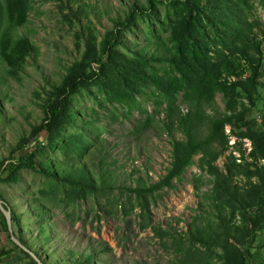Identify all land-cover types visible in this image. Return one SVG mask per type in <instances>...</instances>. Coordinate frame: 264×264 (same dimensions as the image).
Here are the masks:
<instances>
[{
	"label": "rangeland",
	"instance_id": "obj_1",
	"mask_svg": "<svg viewBox=\"0 0 264 264\" xmlns=\"http://www.w3.org/2000/svg\"><path fill=\"white\" fill-rule=\"evenodd\" d=\"M80 74L38 170L12 166ZM188 114L209 150L160 189ZM263 169L264 0H0V194L18 221L0 220L5 264L20 238L48 264H236L226 222L264 264V230L247 244L261 205L233 213L214 193L223 177L247 199Z\"/></svg>",
	"mask_w": 264,
	"mask_h": 264
},
{
	"label": "trees",
	"instance_id": "obj_2",
	"mask_svg": "<svg viewBox=\"0 0 264 264\" xmlns=\"http://www.w3.org/2000/svg\"><path fill=\"white\" fill-rule=\"evenodd\" d=\"M16 2L18 3V0H16ZM134 9L132 8V14ZM109 47V46H108ZM106 47V49L108 48ZM107 51H111L109 49H107ZM96 64H98L99 66L102 65V59L100 60H96L95 62ZM84 77L82 74H80L79 76H71L67 79V83L59 88L57 90V101L56 103L52 104L49 106L47 113H46V122L35 132V134L31 137L30 140L25 141L22 145H20L18 152L19 155L18 156H13L12 158V166L16 167L18 165H24L27 167H31L32 169L38 170V165L35 162V156L36 154L40 151V149L43 148V142L40 141L41 140V136L42 133H46L48 134L50 137H54L56 136L57 132L60 129V124H61V116L66 114L67 111L69 110V106H70V95H72L76 90H77V83L78 80H82ZM190 117L191 114H188L185 116L184 120L186 122L189 121V135L187 136V142L186 143H179L178 145V153L176 155L175 158V166L174 169L172 170V172L167 176V178L164 179V182H162L161 184L158 185V188L163 189L167 186L170 185L171 181L173 180V178L175 177H179L184 169L188 168L190 165H192L194 163L193 161V157L196 156L198 154V152H202L203 154H206L207 151L209 150V146L208 143L206 144V142H200L199 140L197 141L195 138V135L197 133L195 127L193 128V125L190 122ZM188 118V120H187ZM226 123H228L229 125H233L234 123L232 121H230V118H228V120H226ZM216 160V159H215ZM213 161H208V170L210 172V174L214 177L219 176L220 174L218 173V171L213 167ZM6 163L3 162L2 163V171L5 168ZM264 170V169H263ZM44 171L47 172L48 174H50V171L48 169H45L44 167ZM53 177H57V175H53L50 174ZM259 177H263L264 179V174H262V172L259 174ZM73 184H77V183H73ZM220 187H217V189H215L214 193L216 194L217 197L220 198V195L224 193H226L227 195H229L231 197V200L237 199L238 202L235 210L233 211V213H235L238 210H245L246 207H253V206H258L259 204L261 205V207H259L258 210V215L256 217V219H254L252 221V230L247 229V231L249 232V237H248V242H250V239L252 236H254L255 233L260 232L261 230H264V181H262V184L258 187H251L250 189V193H249V197L246 199L244 197H242L240 200V194L237 193V191L235 192H231L228 191V180L226 178L222 177V180L220 181ZM91 185H86V188L92 189V187H90ZM157 189V187H153L151 190H155ZM251 197V200H250ZM0 200H2L5 204V207L9 210L12 211V218H13V224L14 222H18L17 221V216L15 215L14 211L11 209V206L9 205L8 201L3 197L2 194H0ZM249 202H252V204H249ZM233 207V203H231V205ZM226 211V210H225ZM225 211L220 213V216L223 220L224 219V213ZM0 220H4L5 225L9 228V223H8V219L7 216L5 215V213L2 211L1 207H0ZM223 232L220 235V237H222L223 239L226 240L227 244L233 246V248H231V250L234 251L235 256H237L236 259H234V261L236 260V264H254V256L255 252L257 255L260 256V258L262 257V255H260V250L261 249H256L253 250L252 248H250L248 245L245 248L242 249H237L235 247V245L233 243H231V240H234V238L232 237L231 233L232 230L235 229L234 227H231L229 222H226L225 224H223ZM10 229V228H9ZM191 232H194L191 231ZM15 235V233H14ZM21 243L23 244V246L17 244L16 248L11 250V253H14V255L11 257L9 261V264H20L23 260L25 259H29V262L32 264H39L38 260L35 258V256H33V254H31V252H29L27 250V248H29L30 250H32L34 252L33 249H31V247L29 246V244L23 239L20 238ZM245 243V242H244ZM243 243V244H244ZM25 246V247H24ZM264 246V245H263ZM27 247V248H26ZM36 255L39 256V258L43 261V264H48L45 260L42 259L41 255L36 252Z\"/></svg>",
	"mask_w": 264,
	"mask_h": 264
},
{
	"label": "water",
	"instance_id": "obj_3",
	"mask_svg": "<svg viewBox=\"0 0 264 264\" xmlns=\"http://www.w3.org/2000/svg\"><path fill=\"white\" fill-rule=\"evenodd\" d=\"M0 207L2 209V211L5 213V215L7 216L8 219V223H9V228L10 230L13 232V218H12V211L7 209L5 207V204L2 200H0ZM16 239V238H15ZM17 242L19 243V245L23 246V244L21 243V241H18V239H16ZM25 247V246H24ZM27 248V247H26ZM27 250L29 252H31V254H33V256H35V258L38 260L39 264H43V261L39 258V256L36 255L35 252H33L32 250H30L29 248H27Z\"/></svg>",
	"mask_w": 264,
	"mask_h": 264
},
{
	"label": "built area",
	"instance_id": "obj_4",
	"mask_svg": "<svg viewBox=\"0 0 264 264\" xmlns=\"http://www.w3.org/2000/svg\"><path fill=\"white\" fill-rule=\"evenodd\" d=\"M0 264H5V263L0 260Z\"/></svg>",
	"mask_w": 264,
	"mask_h": 264
}]
</instances>
